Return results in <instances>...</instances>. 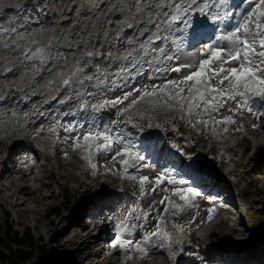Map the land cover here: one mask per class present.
<instances>
[{"label": "rangeland", "instance_id": "374dc122", "mask_svg": "<svg viewBox=\"0 0 264 264\" xmlns=\"http://www.w3.org/2000/svg\"><path fill=\"white\" fill-rule=\"evenodd\" d=\"M167 2L168 0H0L2 161L6 159L5 154L8 151L6 142L14 140L20 144L23 142V134L27 132L25 145H19L7 157L4 170L8 173L14 170L12 175L20 177V172L29 163L41 158L44 149L40 142L45 144V137L50 139V143L46 144L49 146L46 152L49 159L43 172L46 179L41 187L36 184L30 187L31 190L36 188L34 193L37 194H22L20 200L23 204L14 206L13 198L5 199L7 196L4 195L8 191L0 194L1 221L8 224L11 232L23 233V242L29 243L17 246L6 241L0 247V264H138L135 251L122 257L118 248L109 246L114 235H107V246L98 256H95V252L100 244L94 243L86 248L85 244L79 243L81 233L87 231L90 224L86 219L90 217L93 204L87 203V200L95 198L96 189H103L104 194L115 200L112 205L115 225L126 216V223H137L135 215L145 211L149 213L146 222L143 219L139 221L144 226L133 230L134 240L140 239L139 234L142 231L155 229L158 221L160 228H164L161 238H165L169 246L161 244L151 248L155 250L157 260L155 257H146L140 264H229L233 262L232 252L238 256L239 264H264V139L259 138L258 141L253 129L259 123H264V103L250 101L249 108L243 107L233 116L227 109L235 110V105L228 102L220 112V117L230 114L246 136L238 135L234 139L228 129L226 139L221 133L222 129L212 135L217 132L214 130V120L203 115L189 114L187 109L181 107L182 101L172 99L169 110L165 101H153L152 97L162 96L167 92L157 91L155 96L142 97L144 89L151 90L154 86H162L168 80L180 79L185 75H182L184 71L187 74V70L180 73L165 71V78L159 81L162 70L157 71L159 61L154 59L158 54L149 51L151 60L147 56L137 55L143 50L140 48L141 43L134 44L138 42L136 37L151 25L154 28L148 29V34L157 31L155 25L166 19L162 16V11L167 10L161 9L159 5ZM237 2L244 9L250 7L248 3H241V0ZM165 44L170 43L157 41L152 47L159 48ZM37 48L44 50V63H41L39 55L28 59ZM187 48L181 50L185 56L180 58L179 64L189 62L187 59L200 51H195L196 47ZM129 51L133 52L135 58L123 59ZM168 54L171 55V52ZM172 63L165 61V68L173 67ZM77 68L81 72L73 77L72 74ZM88 77L93 78L89 80ZM66 79L70 81L67 86L63 84ZM24 93L27 95L21 96ZM114 94L124 100L120 108H105L102 110L101 120L97 114L94 124L91 122L94 121L93 113L91 116L90 113L84 114L89 117L90 122H76L82 104H87L88 111L92 112L93 103L105 99L115 100L117 97ZM31 95L36 98L21 106ZM125 96L127 99H123ZM19 97L23 98L19 100ZM68 100L73 101L71 105L66 104ZM32 104H35V108L29 107ZM175 107L182 111L172 112ZM126 108L129 110L124 111ZM50 109L54 110L49 112ZM56 109L59 114L65 115L60 122L57 119L58 114L53 117ZM253 111L262 120L258 121L259 118H256L258 122L255 123L253 117L254 121H251ZM118 112L121 114L118 115ZM41 114H47L50 119L35 123ZM213 115L215 116L214 113ZM129 116L134 121H149L150 124H136L143 131L159 128L169 133H151L158 135L155 143L157 149L165 141L170 145H179L174 130L176 124L190 131L192 138L186 141L185 146L190 148L191 144H195L197 170L210 174L211 179L218 178L222 184L226 183L230 197L218 195L209 188H197V183H189L184 179L185 186L196 188L201 195L194 198L195 206L185 209L181 216L170 221L166 220V213L159 203L161 196L141 197V189L134 186L138 172L127 173V170L117 168L111 159L115 154L113 151L99 153L94 147L93 150L97 153L91 152L88 157L96 167L95 163L99 162V167L104 171L97 180L93 172L84 175L86 165L83 156H76L84 150L81 147L74 148L75 138L89 132L88 127H98L121 146L122 141H117L120 135H111L108 123L112 124L110 120L115 119L117 124L126 125ZM180 119L184 120L180 123ZM204 120H208L207 125ZM55 122L57 125L53 124ZM54 126L56 128L48 133L43 131L44 128ZM70 128L77 133L66 131ZM113 130L116 131L115 128ZM149 136L148 134L147 138ZM245 137L248 140L243 141ZM218 140L229 150L223 156L220 155V144H216ZM79 143L83 144L81 141ZM164 150L162 148L161 153ZM104 158L108 160L107 163H101ZM219 161L227 163L222 165ZM149 165L154 166L152 163ZM125 175L134 180H125L123 183ZM215 188L218 192V188ZM235 196L239 197L241 206L237 204ZM210 200L214 203L210 204ZM178 202L182 203L180 200ZM220 204H226L224 208L231 214H227ZM209 207L214 208L212 218H221L224 222L207 235L203 228H199L198 222L205 223L209 220ZM105 208V205L100 204L97 208L98 214ZM160 218H163L162 223ZM96 240H99L97 236ZM169 250L176 253L175 262L169 258ZM258 255L259 259L254 261V257ZM108 256L110 258H105Z\"/></svg>", "mask_w": 264, "mask_h": 264}, {"label": "snow or ice", "instance_id": "6c2138e0", "mask_svg": "<svg viewBox=\"0 0 264 264\" xmlns=\"http://www.w3.org/2000/svg\"><path fill=\"white\" fill-rule=\"evenodd\" d=\"M241 3H248L250 7L245 9L238 18L232 8L239 7V5L231 4L230 0H183V2L168 0L167 3L160 4L161 9H167L162 11V16L166 19L156 23L157 31L140 45L143 51L138 52L137 55L147 56L149 51H152L158 54L154 59L162 63L178 59L177 54L185 46L195 48L202 44L203 47L198 53L188 58L189 62L166 69L174 73H180L186 69L187 74L180 79L168 80L159 88L154 86L151 90L143 92L142 97L155 96L157 91L167 92L169 99L182 101L181 107L186 108L189 114L207 116L215 123L225 124L234 123L231 116H225L223 120H215L213 113L219 114V110L223 109L228 102H235L236 111L241 110V105L246 109L249 108L250 101L264 103V0H241ZM196 16L202 19H197ZM233 20L234 23H232ZM157 41L170 42V44L159 48L152 47ZM169 52L172 54L169 55ZM38 55L41 63H44V50L40 48H37L28 59H33ZM130 57L135 58L132 51H129L123 59ZM80 72L81 69L77 68L72 76L77 77ZM92 78L88 77L89 80ZM69 83L67 79L63 81L65 86ZM123 99H127V96ZM119 103H122V99H105L93 103L91 105L93 119H96L97 114L105 108H115ZM81 110L87 112L88 105L82 104ZM227 110L234 111L232 108ZM120 114L118 112V115ZM203 122L205 125L208 124V120ZM113 123L116 122L113 121ZM132 127L138 126L132 125ZM66 131H74V129L70 128ZM80 139L83 140L82 145L79 143ZM112 145L113 139L109 135L89 131L84 133L82 138H75L73 146L74 148L81 147L90 156L94 147L99 153H103L111 151ZM134 147L133 145L115 151L111 157L112 161L115 162L120 156L124 157L119 161L122 168L134 167L139 171L140 168L151 167L143 163L146 155L133 151ZM154 149L155 146L151 141L145 142L144 153L154 151ZM89 163L91 164L90 159ZM92 166L95 167V165ZM188 167H194V165ZM146 182H149V177H139L141 196L146 194L144 191ZM151 183L153 192L157 187L166 183L171 187H164L162 191L170 192L182 201L181 205H177L171 202L168 196L159 201L161 205H164V212L171 211L173 216L195 206L194 198L201 195L196 188L185 186V180L176 179L171 170L161 171ZM165 201L168 203L165 204ZM209 203L214 202L210 200ZM219 206L223 207V205ZM207 212L208 219L211 220L214 208L209 207ZM148 216L147 211L135 215L134 219L137 223L133 224L126 223L128 219L126 216L123 221L115 225L116 231L109 246L118 248L122 257L133 251L142 253L145 257L148 256L150 249L158 246L153 243L152 237L162 234L159 221L152 232L145 233L140 239L132 238L133 230L144 226L139 221L143 219L146 222ZM168 255L173 262L176 261L175 252L169 250Z\"/></svg>", "mask_w": 264, "mask_h": 264}, {"label": "bare ground", "instance_id": "6f19581e", "mask_svg": "<svg viewBox=\"0 0 264 264\" xmlns=\"http://www.w3.org/2000/svg\"><path fill=\"white\" fill-rule=\"evenodd\" d=\"M195 7V6H194ZM195 18H197V19H202V17H199V16H196ZM151 28H154V26H150V27H148V29H151ZM147 29V30H148ZM147 30L143 33V34H141L140 36H138V37H136V39L138 40V42H135L134 44H138V43H143V42H145V41H147L148 40V38L149 37H151L153 34L150 32V34H148L149 33V31L147 32ZM148 35V36H147ZM139 46V45H138ZM187 48V47H186ZM188 49V48H187ZM183 50V49H182ZM185 56V54L182 52V57H184ZM147 57H148V59H150L151 60V58H152V56L151 55H147ZM163 65H165V61L163 62ZM136 84V83H135ZM164 85V84H163ZM162 85V86H163ZM139 86V85H138ZM159 87V86H158ZM126 90H128V88L126 89ZM141 90V89H140ZM145 91H147L146 89H144L143 90V92H145ZM22 95H27V93H24V94H21V96ZM20 96V95H19ZM114 96H116L117 97V95H115L114 94ZM23 97H19V100H21ZM33 98H36V96H34V95H31V97H29V101H23V104L21 105V106H23L24 104L26 105L27 103H29L30 101H31V99H33ZM153 98V101H155V100H163V101H165V103L167 104V109L169 110L170 109V101L172 100V99H169V97H168V94L166 93L165 95H162V96H156L155 98L154 97H152ZM123 101L124 100H122V103H123ZM72 102L73 101H67L66 102V104L67 105H71L72 104ZM122 103H119V104H117V106L115 107V108H120V105L122 104ZM256 104H258V103H260V101H256L255 102ZM42 107V106H41ZM31 108V107H30ZM78 108V107H77ZM115 108H112V109H115ZM127 110H129L128 108H126ZM184 109H186V108H184ZM179 111V112H181L182 111V109H180L179 107H175L174 108V110H172V112H177V111ZM264 110V109H263ZM90 111V110H89ZM89 111H87V112H84V111H82L81 110V107H80V113H79V116H78V118H77V120H84V121H89V117H85L84 116V114L86 115L87 113H90V116L91 115H93V114H91L92 112H89ZM50 112V111H49ZM178 113V112H177ZM73 114V113H72ZM101 114H102V112L101 113H99L98 114V116H99V119L101 120ZM132 114V113H131ZM215 116H217V115H215ZM253 117H255V123H257L258 121H260V120H262V119H260V117H258L257 115H256V113H255V111H253L252 112V118H251V121H254V118ZM72 118H73V116H72ZM256 118H259V120L256 122ZM129 119L131 120V122H132V124L133 125H136V124H144V123H149V121L147 122L146 120H143V119H138V121H134V118L132 117V116H129ZM172 119V117H170V120ZM264 119V118H263ZM42 120V122H45L46 120H44L43 121V116H40V118H38L36 121H35V123H38L39 121H41ZM48 120V119H47ZM96 120L97 119H94V121H91V122H93V124L96 122ZM90 122V121H89ZM92 124V125H93ZM150 124V123H149ZM260 124V123H259ZM256 125L255 127H253V129L256 131V135H257V140L259 141L260 139L259 138H261V139H264V123L263 124H261V125ZM123 125V124H122ZM121 125V126H122ZM138 126V125H137ZM138 127H140V126H138ZM138 127H132V130L135 132V133H139V134H141V135H143L144 137L146 136V135H150L151 136V139L152 140H150L151 142H152V144L154 145V146H156V137L158 136V135H156V136H154V135H152L151 133H157V134H167V135H169V133H165L163 130H160L159 128H155V129H150L149 131H146V132H142ZM143 130V129H142ZM45 133H48V132H50V131H48L47 129H45L44 128V130H43ZM200 133V132H199ZM26 134H27V132H25L24 134H23V142L22 143H18L17 141H14V140H8V142H6V145H7V149H8V151L6 152V154H5V157H6V159H7V157H9L11 154H12V152L17 148V147H19V145H25V138H26ZM199 138H201V137H199ZM15 140L17 139V137H15L14 138ZM147 139V138H146ZM146 139L142 142V144L141 145H143V148H144V145H145V142H146ZM244 140H248L247 139V137H245V138H243V141ZM80 142V141H79ZM82 142V141H81ZM169 142L167 141H165V142H163V145L161 146V148H159V149H157V148H155L154 149V151H151V152H149V157H151L152 159H154V158H159L160 160H162V161H166L167 163H170V164H172L175 168H176V171H177V173L179 174V175H181V176H183V177H185V179H187V180H189L190 182H193V183H197V188H209V189H211L212 191H215L216 193H218V195H224V196H226L227 198H229L230 197V192H229V189H228V187H227V184L226 183H220V181H219V179L218 178H216V177H214V179H211V177H210V174H208V173H206V172H204V171H198L197 170V165H195V161H194V155L196 154L195 153V151L193 150H188V151H186V149L183 151V152H179L177 149H175L174 148V146H172V145H170V144H168ZM47 144V142L45 141V145ZM217 144V143H216ZM56 145V144H55ZM218 145V144H217ZM162 148L164 149L165 148V150L161 153V150H162ZM214 149V148H213ZM1 151V150H0ZM225 152V151H224ZM224 152L223 153H221L220 155L221 156H223V154H224ZM165 153H170L171 154V156L170 157H168V160L167 159H165L164 157H165ZM1 154L2 153H0V156H1ZM76 156L79 158V157H81V156H83L81 153H79V154H76ZM5 159V160H6ZM83 159H84V156H83ZM5 160L4 161H2L1 160V158H0V164H3V167L1 168L0 167V194H4L5 192H7V193H5L6 195H4V196H7V198H13L14 200H15V204H13V206L14 205H16V204H20V205H22L23 204V202L20 200V196L22 195V194H24V195H26V194H28V195H30L31 194V189H30V184H29V180L27 179V178H29V176H26V175H22V176H20L19 178H15V174L14 175H12L13 173L12 172H9V173H5V174H3V171H4V162H5ZM121 160V159H120ZM119 160V161H120ZM119 161H115L114 162V165L117 167V168H122L121 167V165H120V163H119ZM108 162V160H105V158L101 161V163H107ZM145 161H143V163H144ZM99 165H100V163L99 162H97ZM225 163H227L226 161L224 162V161H219V164H222V165H224ZM194 165V167H188V166H193ZM182 166L184 167V166H186V167H188L189 168V171H186V170H184V169H182ZM138 167V166H137ZM137 168H134V167H129V169L127 170V173H131V172H134V173H136V170ZM91 168H85V170H84V175H88L90 172H91ZM231 170H233V169H231ZM231 170H229V171H231ZM30 171H31V169L29 168L27 171H26V173H30ZM103 171H104V169H101V168H99L97 171H96V174H97V176L98 175H101V173H103ZM17 173V172H16ZM32 174V173H31ZM189 174V175H188ZM138 175V174H137ZM139 176V175H138ZM27 177V178H26ZM187 177V178H186ZM124 178H125V180H128V179H134V178H129V175H125L124 176ZM138 178V177H137ZM3 180H5V181H7V183H6V187L4 186V184L2 183V181ZM34 182L36 181V178L35 177H33V179H32ZM95 180H97L96 178H95ZM97 185V184H96ZM215 187H217L218 188V192L216 191V188ZM12 189H13V192H14V194H12ZM15 190V191H14ZM24 190V191H23ZM25 190H29V192H26ZM97 190V191H96ZM94 192H96L95 193V198H93V199H88L87 200V203H91V204H93V207L94 208H98V206L100 205V204H103V205H105L106 207H108L110 210L112 209V205L114 204V199L113 198H111L110 196H108V195H106V194H104V190L103 189H96ZM26 201V200H25ZM220 205H223V207H221L222 209H224V210H226V212H228L229 214H231V212L228 210V209H226V208H224L225 207V205L226 204H220ZM51 209H54V208H51ZM80 209V208H79ZM82 209V208H81ZM96 212H98V209L96 210ZM93 218V217H92ZM92 218H90V217H88V219H86V221L87 222H90V221H93V220H97L95 223H100V220L99 219H92ZM96 218V217H95ZM98 218V217H97ZM91 232L90 233H88V234H86L84 237H82L80 240H79V243L80 244H85L86 246V248H88V247H90V245H92V244H94L95 242H96V228H93V229H91L90 230ZM164 233V228H163V232H162V234ZM159 240H161L162 242L163 241H165L166 239L165 238H160ZM167 241V240H166ZM160 242V241H159ZM105 246H107V242H105L104 243V245L102 246V247H99V248H97V250H96V254H95V256H98V255H101L102 254V252H103V249L105 248ZM231 255H233V262L232 263H229V264H239V262H238V256L235 254V253H231ZM259 257H260V255H258L257 257H254V261H257L258 259H259ZM105 258H110V256H108V257H105Z\"/></svg>", "mask_w": 264, "mask_h": 264}, {"label": "trees", "instance_id": "16d2710c", "mask_svg": "<svg viewBox=\"0 0 264 264\" xmlns=\"http://www.w3.org/2000/svg\"><path fill=\"white\" fill-rule=\"evenodd\" d=\"M51 210H55V208ZM11 236L13 238H11ZM22 237L23 233L19 234L17 231L11 232L8 224L6 222H2L0 219V247L5 245L6 241H8L10 244H14L17 246L29 244L24 243ZM28 242H30V240Z\"/></svg>", "mask_w": 264, "mask_h": 264}]
</instances>
